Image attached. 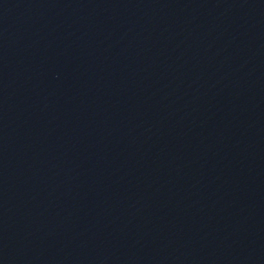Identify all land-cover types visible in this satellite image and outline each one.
<instances>
[{
    "label": "water",
    "instance_id": "water-1",
    "mask_svg": "<svg viewBox=\"0 0 264 264\" xmlns=\"http://www.w3.org/2000/svg\"><path fill=\"white\" fill-rule=\"evenodd\" d=\"M0 264H264V0H0Z\"/></svg>",
    "mask_w": 264,
    "mask_h": 264
}]
</instances>
